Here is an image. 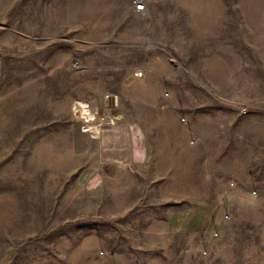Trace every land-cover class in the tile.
I'll use <instances>...</instances> for the list:
<instances>
[{
    "label": "rangeland",
    "instance_id": "1",
    "mask_svg": "<svg viewBox=\"0 0 264 264\" xmlns=\"http://www.w3.org/2000/svg\"><path fill=\"white\" fill-rule=\"evenodd\" d=\"M144 2L0 0V264H264V0Z\"/></svg>",
    "mask_w": 264,
    "mask_h": 264
},
{
    "label": "built area",
    "instance_id": "2",
    "mask_svg": "<svg viewBox=\"0 0 264 264\" xmlns=\"http://www.w3.org/2000/svg\"><path fill=\"white\" fill-rule=\"evenodd\" d=\"M135 9L138 12L143 13L145 11L144 0H135ZM136 75H142V71H137ZM72 108L74 113L81 117L83 123V129L93 132L97 129L98 133L102 126L112 124L114 117L108 113H103L99 110V107L92 104L91 101L75 98L72 101ZM97 135V134H96Z\"/></svg>",
    "mask_w": 264,
    "mask_h": 264
},
{
    "label": "bare ground",
    "instance_id": "3",
    "mask_svg": "<svg viewBox=\"0 0 264 264\" xmlns=\"http://www.w3.org/2000/svg\"><path fill=\"white\" fill-rule=\"evenodd\" d=\"M97 13V12H96ZM65 17V16H64ZM96 134H98V130L96 129L95 131H94Z\"/></svg>",
    "mask_w": 264,
    "mask_h": 264
},
{
    "label": "crops",
    "instance_id": "4",
    "mask_svg": "<svg viewBox=\"0 0 264 264\" xmlns=\"http://www.w3.org/2000/svg\"><path fill=\"white\" fill-rule=\"evenodd\" d=\"M137 148H139V146H136Z\"/></svg>",
    "mask_w": 264,
    "mask_h": 264
}]
</instances>
